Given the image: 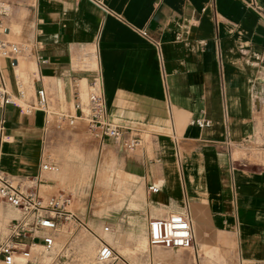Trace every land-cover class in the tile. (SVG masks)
Listing matches in <instances>:
<instances>
[{"label":"crops","instance_id":"1","mask_svg":"<svg viewBox=\"0 0 264 264\" xmlns=\"http://www.w3.org/2000/svg\"><path fill=\"white\" fill-rule=\"evenodd\" d=\"M7 2L0 37L30 46L17 69L0 60L10 92L17 94L21 80L27 104L45 90L53 111L73 113L75 92L100 77L109 122L142 140L131 154L109 139L99 151L113 153L117 172L132 178L126 203L138 206L101 216L103 226L133 235L137 225L187 214L193 248L150 244L144 264H264V0ZM4 116L1 170L33 185L41 174L42 135L60 131L46 128L41 111L7 107ZM196 119L211 126L192 125ZM64 130L93 147L83 121ZM59 192L65 191L51 196ZM86 247L61 245L52 264ZM109 247L117 259L107 264H138L135 242ZM36 249L31 261L44 264Z\"/></svg>","mask_w":264,"mask_h":264},{"label":"built area","instance_id":"2","mask_svg":"<svg viewBox=\"0 0 264 264\" xmlns=\"http://www.w3.org/2000/svg\"><path fill=\"white\" fill-rule=\"evenodd\" d=\"M10 13L7 0H0V20ZM30 46L14 43L0 37V60H8L13 69H17L19 61L28 54ZM41 63L46 60L37 55ZM1 69V68H0ZM17 94L8 89L7 83L0 70V146L6 140V119L4 110L14 107L29 115L34 111H41L45 115V126H54L62 131L74 127L78 121L85 123L86 135L92 145L101 151L106 139L113 140L126 151H134L142 145V140L135 138L125 128L109 122L106 106L100 84V77H96L88 85L87 90H77L74 95V112L53 111L49 104V96L45 90L37 93L35 104L25 102V91L21 80H17ZM192 125L208 128L211 121L196 119ZM58 170V162L54 158L43 156L41 174H48ZM41 174L27 186L26 182L16 180L1 170L0 166V205L5 204L20 212V218L13 220L8 226V234L0 244V264H18L22 258L23 264H34L32 253L37 247L43 248V253L49 254L55 247V236L64 221L77 222L71 211L73 196L66 192L43 198L38 192ZM37 184V186L35 185ZM152 193L159 192L157 187L149 188ZM105 231H109L108 228ZM149 241L153 246L168 250H189L194 245V232L191 219L187 214H171L165 218L154 219L149 223ZM114 251L103 245L97 260L108 262L116 260Z\"/></svg>","mask_w":264,"mask_h":264},{"label":"rangeland","instance_id":"3","mask_svg":"<svg viewBox=\"0 0 264 264\" xmlns=\"http://www.w3.org/2000/svg\"><path fill=\"white\" fill-rule=\"evenodd\" d=\"M70 136L69 130H63L52 134L44 133L41 139L42 156L56 159L58 170L46 174V178L41 182L40 195L43 198H48L58 191H65L74 198V205L70 209L77 211V223L64 221L60 226L59 232L55 236L54 249L61 248V245L66 243L87 244L86 248L90 249L78 252L79 254L66 252L67 257L62 264H107V262H99L95 259V248L130 242L137 244L138 264H144L145 250L150 247L147 222L141 226L137 225L136 233L128 235L113 232L109 226H103L101 219L103 215L116 217L120 212L138 208L134 204L126 203L128 196L132 195L131 188L128 186L129 180L132 178L117 172L116 158L113 153L105 150L99 153L97 149L90 147L88 139L84 135L74 136L72 139ZM26 184L30 186L28 183ZM141 199L144 200V197ZM9 213L15 215H11L7 219L2 216ZM84 217L87 218L88 225L83 223ZM18 218H20V212L13 207L9 205L0 207V240L8 234L7 226ZM106 227L110 231L106 232ZM145 237L147 242L143 244ZM36 250L41 254L44 264L53 263L56 251H53L52 254H45L42 246L37 247ZM118 252L122 256L128 255V251ZM70 253H74L76 257L71 256ZM179 253L181 258L187 259L190 257L191 251L183 252L184 254ZM18 260L24 262L22 258Z\"/></svg>","mask_w":264,"mask_h":264},{"label":"bare ground","instance_id":"4","mask_svg":"<svg viewBox=\"0 0 264 264\" xmlns=\"http://www.w3.org/2000/svg\"><path fill=\"white\" fill-rule=\"evenodd\" d=\"M150 242V241H149Z\"/></svg>","mask_w":264,"mask_h":264}]
</instances>
